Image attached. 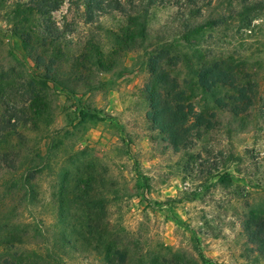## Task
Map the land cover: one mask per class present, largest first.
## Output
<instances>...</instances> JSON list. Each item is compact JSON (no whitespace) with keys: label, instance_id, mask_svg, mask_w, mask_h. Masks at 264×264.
<instances>
[{"label":"rangeland","instance_id":"1","mask_svg":"<svg viewBox=\"0 0 264 264\" xmlns=\"http://www.w3.org/2000/svg\"><path fill=\"white\" fill-rule=\"evenodd\" d=\"M26 2L0 0V264H116V250L123 264H264V4L246 27L232 17L195 34L192 47L244 60L258 83L255 102L233 114L211 95L230 89L202 91L189 64L171 57L188 49L193 7L184 0L152 6L150 32L133 47L119 12L90 22L84 5L63 0L30 19L28 48L19 36L21 27L28 34ZM218 13L203 6L188 23ZM46 26L59 31L56 49L38 41ZM160 46L165 67L193 81L178 145L151 106ZM39 54L45 61L35 62Z\"/></svg>","mask_w":264,"mask_h":264},{"label":"trees","instance_id":"2","mask_svg":"<svg viewBox=\"0 0 264 264\" xmlns=\"http://www.w3.org/2000/svg\"><path fill=\"white\" fill-rule=\"evenodd\" d=\"M73 3L74 0H67ZM77 3H81L85 6L84 14L87 21H93L94 16L98 13H106L111 11L119 12L123 17H126V26L119 30L124 36V45H129L130 47L135 46L138 42H143L146 36L150 32V27L148 25L150 8L154 5L165 3V0H75ZM188 8L193 7L189 11L187 19L184 24V31L182 35V40L184 44H187L188 49L182 54L175 53L171 55L177 61H184L188 63L192 75L195 79L194 84L199 86V88L204 92H212L213 89H230L234 94L229 95L227 98L221 95V97H215L212 95V101L219 108H228L233 114H239L249 108V106L255 102V97L253 90H256L258 83L255 80H251V76L247 71H245L246 63L244 60L234 59L231 55L228 57H214L208 59L207 53L199 52L193 46H195L197 38L196 33H199L202 29L206 28H226L229 26V22L232 17H239L240 28L246 27L251 23V18L249 17V12L256 9L257 6H261L264 3L253 2L252 0H236L237 6L233 5V0H184ZM63 3V0H27L25 5L22 6L23 14L27 18L28 34L22 35L24 32L23 27L19 32V36L22 38L23 43L28 46V48L34 46V36L32 32L34 31V25H32L31 18L34 15H39L41 17L48 16L49 12L58 9L59 5ZM19 6V5H18ZM203 6H214V9L222 10V13H218L213 17L204 18V22L200 24H190L188 23L191 14H193L197 9L202 10ZM43 29V37L41 41L38 40L42 47L54 46L56 49V43L62 38L59 36V31L56 32L57 27H47ZM51 29H54L55 32ZM28 37V39H27ZM27 39V40H26ZM123 40V39H122ZM93 40L85 43V46L90 45ZM93 45V44H92ZM53 47V48H54ZM168 51L163 47H158L152 56V65L149 67V71L153 78L156 80L153 92V103L151 106L154 109L153 113H156L157 125L163 128L166 136H169V140L174 145H178L182 139L186 137L188 126L185 125L188 114L185 110L189 108V105L185 106L183 101H187V89L185 87L186 83H192L193 81L185 80L184 84L180 81L178 76L174 74L169 68L165 67L162 61L166 60L168 56ZM170 54V53H169ZM86 57L87 54L84 53ZM45 56L35 55V62L45 61ZM52 60L49 61L51 64L60 59V56H52ZM100 58H95L94 62L100 61ZM171 59V58H170ZM167 58V61L170 62ZM241 61V62H238ZM239 64L244 67L239 66ZM53 65V64H52ZM244 69V70H243ZM197 118L200 119L203 116V112L196 113ZM155 121V119H154ZM264 221V218H263ZM259 226V225H258ZM261 234L264 236V229L262 228ZM77 250V245L73 246ZM117 257L115 258L116 264H123L124 254L121 250H116ZM110 261V260H108ZM163 260H154L152 264H160ZM171 262H176L175 257L172 258Z\"/></svg>","mask_w":264,"mask_h":264}]
</instances>
